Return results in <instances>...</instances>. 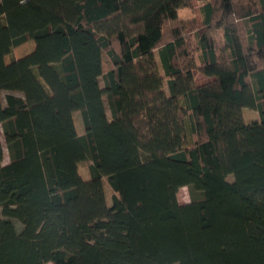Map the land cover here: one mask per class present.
I'll return each mask as SVG.
<instances>
[{
    "label": "trees",
    "instance_id": "1",
    "mask_svg": "<svg viewBox=\"0 0 264 264\" xmlns=\"http://www.w3.org/2000/svg\"><path fill=\"white\" fill-rule=\"evenodd\" d=\"M191 2L0 0V264H264V0Z\"/></svg>",
    "mask_w": 264,
    "mask_h": 264
},
{
    "label": "rangeland",
    "instance_id": "2",
    "mask_svg": "<svg viewBox=\"0 0 264 264\" xmlns=\"http://www.w3.org/2000/svg\"><path fill=\"white\" fill-rule=\"evenodd\" d=\"M189 9V10H188ZM187 10L188 12L186 13V16H188L191 12H193L196 15V19H198L199 15H198V4L196 2V0H192L191 5L187 6ZM191 10V11H190ZM193 10V11H192ZM192 16H190L189 18H191ZM187 19L185 18V16L183 15V13H180V19L182 21H189L191 19ZM1 23V20H0ZM241 30L244 33V29L241 27ZM214 36L216 39V43L218 46V51H219V56L221 58V60H228L227 58V52L224 50V40H223V36H222V31L221 30H215L214 31ZM192 41L194 42V40L192 39ZM34 49V41L33 40H28L27 42L23 43L22 45L15 47L14 51H13V55H9L6 54L5 55V59L7 62H10L13 57L14 58H18L21 57L27 53H29L30 51H32ZM103 66H104V71H108L110 68L113 67L112 62L110 61V58L108 57V55L106 53L103 54ZM196 78H197V82L201 83L204 82L206 80L205 76L203 74H201L200 72H196ZM103 79H101V85H103ZM8 93V91L4 90L2 91V95L3 97ZM108 112L110 114V110L108 109ZM243 116L246 122H251L254 120H257L260 118V113L257 110L251 109V108H244L243 109ZM74 117H75V122L78 128V132L83 134L85 132V127L83 124V119H82V114L79 110L74 112ZM9 161V153H8V149L5 147V157H4V163H7ZM92 163L91 160H85L82 161L80 163V171L81 173L86 177L88 174V167L89 165ZM228 178L230 180L233 179V175L230 174L228 176ZM105 189H106V193L108 196V200L109 202H111V198H112V190L108 184L107 181H105ZM178 197L181 203H187L190 202L192 200V194H191V190L189 188V186H184L179 190L178 193ZM178 264V263H177Z\"/></svg>",
    "mask_w": 264,
    "mask_h": 264
},
{
    "label": "crops",
    "instance_id": "3",
    "mask_svg": "<svg viewBox=\"0 0 264 264\" xmlns=\"http://www.w3.org/2000/svg\"><path fill=\"white\" fill-rule=\"evenodd\" d=\"M189 10V9H188ZM188 10H187V6H184V7H181L180 9H179V17H180V13L182 12L183 13V15L185 16V18H186V20L190 17V16H192L191 18H194V17H196V15L197 14H194L193 12H191L188 16H186V13L188 12ZM191 11V10H190ZM193 11V10H192ZM198 15H199V10H198ZM199 17V16H198ZM191 18H189V19H191ZM199 19V18H198ZM195 76H196V72H195ZM205 78H206V80L204 81V82H206V81H208V80H210L211 78H209V77H207V76H205ZM196 80H197V78H196ZM201 83H203V82H201Z\"/></svg>",
    "mask_w": 264,
    "mask_h": 264
}]
</instances>
